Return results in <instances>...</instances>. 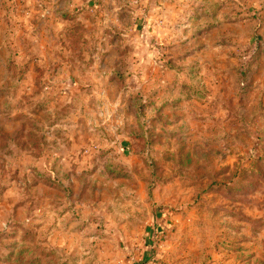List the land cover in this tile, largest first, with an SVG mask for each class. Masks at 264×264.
Here are the masks:
<instances>
[{"label": "rangeland", "instance_id": "1", "mask_svg": "<svg viewBox=\"0 0 264 264\" xmlns=\"http://www.w3.org/2000/svg\"><path fill=\"white\" fill-rule=\"evenodd\" d=\"M0 264H264V0H0Z\"/></svg>", "mask_w": 264, "mask_h": 264}]
</instances>
